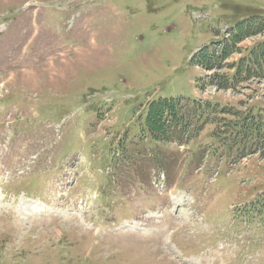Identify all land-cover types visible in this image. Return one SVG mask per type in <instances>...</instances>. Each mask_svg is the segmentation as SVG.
<instances>
[{"label":"rangeland","instance_id":"374dc122","mask_svg":"<svg viewBox=\"0 0 264 264\" xmlns=\"http://www.w3.org/2000/svg\"><path fill=\"white\" fill-rule=\"evenodd\" d=\"M248 9L264 0H0V199L71 214L0 212V264H178L173 229L193 263L264 264V82L202 93L192 61ZM171 98L183 124L156 137Z\"/></svg>","mask_w":264,"mask_h":264},{"label":"trees","instance_id":"16d2710c","mask_svg":"<svg viewBox=\"0 0 264 264\" xmlns=\"http://www.w3.org/2000/svg\"><path fill=\"white\" fill-rule=\"evenodd\" d=\"M233 25L234 31L222 42L221 48L212 43L199 51L194 58V62L207 71L219 70L214 72L211 80L212 84L221 89L234 88L254 78H264V41L255 44L237 63L228 64L226 67L223 65L233 54L240 51L238 46L242 41L264 31V10H245V16L233 22ZM225 69L230 72L234 69V74L224 72ZM179 108L175 100L152 103L146 120L147 128L156 137L159 134L164 136L169 127L168 122L177 124L181 121Z\"/></svg>","mask_w":264,"mask_h":264},{"label":"bare ground","instance_id":"6f19581e","mask_svg":"<svg viewBox=\"0 0 264 264\" xmlns=\"http://www.w3.org/2000/svg\"><path fill=\"white\" fill-rule=\"evenodd\" d=\"M1 206V204H0ZM18 209L20 211H23V210H28L29 213H30V217L31 219H36L38 217V215H43L42 213V206H39V205H36L35 208H29L27 207L26 205L25 206H22V205H18ZM51 215H56V216H59V217H63V218H67L69 217L71 214L69 211H61V210H55L54 212H51L49 215H48V218L51 216ZM90 230V229H89Z\"/></svg>","mask_w":264,"mask_h":264}]
</instances>
